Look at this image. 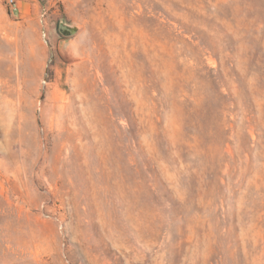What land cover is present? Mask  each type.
I'll use <instances>...</instances> for the list:
<instances>
[{"label": "rangeland", "instance_id": "rangeland-1", "mask_svg": "<svg viewBox=\"0 0 264 264\" xmlns=\"http://www.w3.org/2000/svg\"><path fill=\"white\" fill-rule=\"evenodd\" d=\"M16 2L0 264H264V0Z\"/></svg>", "mask_w": 264, "mask_h": 264}, {"label": "water", "instance_id": "water-1", "mask_svg": "<svg viewBox=\"0 0 264 264\" xmlns=\"http://www.w3.org/2000/svg\"><path fill=\"white\" fill-rule=\"evenodd\" d=\"M79 31V27L73 25L60 24L58 33L63 37H70Z\"/></svg>", "mask_w": 264, "mask_h": 264}, {"label": "built area", "instance_id": "built-area-1", "mask_svg": "<svg viewBox=\"0 0 264 264\" xmlns=\"http://www.w3.org/2000/svg\"><path fill=\"white\" fill-rule=\"evenodd\" d=\"M6 7L12 17H16L18 15V4L16 0H6Z\"/></svg>", "mask_w": 264, "mask_h": 264}]
</instances>
